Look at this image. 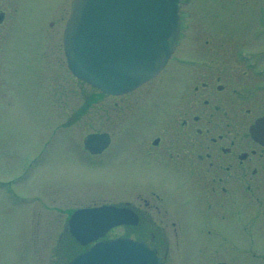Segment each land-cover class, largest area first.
<instances>
[{
  "label": "rangeland",
  "instance_id": "obj_1",
  "mask_svg": "<svg viewBox=\"0 0 264 264\" xmlns=\"http://www.w3.org/2000/svg\"><path fill=\"white\" fill-rule=\"evenodd\" d=\"M183 1V40L175 57L198 59L221 42L223 52L234 59L252 54L251 59L258 60L256 56L264 51V0ZM71 3L0 0V12L5 13L0 25V241L12 253L6 257L8 264H17L18 253L23 254V264L29 260L30 264H66L83 250L67 230L73 211L139 204L136 188L145 180L157 183L161 177L140 163L133 150L135 135L150 130L149 123L141 127L150 106L137 109L133 94L108 98L69 73L62 36ZM208 38L211 42L206 45ZM58 50L62 60L54 61L58 73L50 75L53 81L46 89L42 55L50 53L56 59L59 53L52 51ZM9 58L11 68L4 61ZM172 65L170 74L176 70L181 76L188 74L187 66ZM50 66L51 62L45 64L47 71H53ZM57 85L62 97L55 95ZM106 130L112 132L113 144L92 163L82 150L83 140ZM150 215L158 219L154 211ZM183 220L191 230L171 245L168 264H207L201 234ZM200 224L196 213L195 227ZM131 233L117 228L108 238L132 237Z\"/></svg>",
  "mask_w": 264,
  "mask_h": 264
},
{
  "label": "flooded vegetation",
  "instance_id": "obj_2",
  "mask_svg": "<svg viewBox=\"0 0 264 264\" xmlns=\"http://www.w3.org/2000/svg\"><path fill=\"white\" fill-rule=\"evenodd\" d=\"M224 47L216 43L205 58L196 60L173 56L154 80L131 93L137 109L150 106L141 126L149 123L150 130L135 135L134 154L161 175L159 182L145 180L136 188L140 203H130L138 218L135 229L139 240L165 260L179 235L191 230L186 219L201 234L207 264H264V141L251 131L264 117V51L258 60L252 54L234 59ZM52 52L59 53L56 59L42 55L46 89L53 81L50 75L58 73L54 61L61 59L59 50ZM4 61L11 68L10 58ZM48 62L53 71L46 70ZM170 64L174 69L187 66L188 74H170ZM58 89L55 95L62 97ZM106 131L111 147L114 136ZM196 213L201 224L195 227ZM5 247L0 264H8L6 257L12 254ZM22 258L18 253L17 264H23Z\"/></svg>",
  "mask_w": 264,
  "mask_h": 264
},
{
  "label": "water",
  "instance_id": "obj_3",
  "mask_svg": "<svg viewBox=\"0 0 264 264\" xmlns=\"http://www.w3.org/2000/svg\"><path fill=\"white\" fill-rule=\"evenodd\" d=\"M181 0H74L64 33L69 67L104 93L119 95L154 77L170 58L180 28ZM1 19V17H0ZM264 130V121L258 125ZM106 135H90L94 152ZM131 212L113 206L77 211L71 234L86 245L112 227L134 222ZM69 264H163L154 251L129 239L95 244Z\"/></svg>",
  "mask_w": 264,
  "mask_h": 264
}]
</instances>
